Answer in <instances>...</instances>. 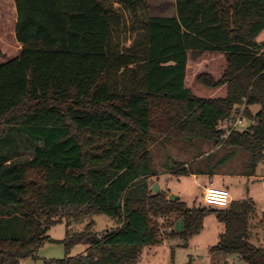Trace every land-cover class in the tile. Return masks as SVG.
Returning <instances> with one entry per match:
<instances>
[{"label": "trees", "instance_id": "16d2710c", "mask_svg": "<svg viewBox=\"0 0 264 264\" xmlns=\"http://www.w3.org/2000/svg\"><path fill=\"white\" fill-rule=\"evenodd\" d=\"M15 5L21 47L0 64V264L36 257L58 223L66 253L87 246L61 264H139L145 247L167 234L189 238L210 212L225 225L212 251L264 264V245L251 241L252 197L190 207L150 189L156 137L231 149L221 163L242 150L249 174L264 163V0H175L174 16L152 14L149 0ZM206 54L221 55L223 70L194 82L225 95L203 97L188 84L189 62ZM241 105L251 124L222 138V121ZM169 169L195 173L176 160ZM94 214L117 227L98 233L92 220L73 231ZM172 218L162 231L159 219Z\"/></svg>", "mask_w": 264, "mask_h": 264}, {"label": "rangeland", "instance_id": "374dc122", "mask_svg": "<svg viewBox=\"0 0 264 264\" xmlns=\"http://www.w3.org/2000/svg\"><path fill=\"white\" fill-rule=\"evenodd\" d=\"M150 10L155 15H173L175 13V0H149ZM3 14L0 13V28L2 38H0V64L6 62L18 54V44L15 46L12 16L3 20ZM258 41H264V31L258 36ZM195 66L198 70H195ZM224 67V58L221 55L206 54L197 61H191L189 67L188 84L193 87L195 92L203 97H214L225 95V87L214 89L205 88L196 85L194 80L199 72L213 71L215 75H219ZM196 71V72H195ZM259 106H252L251 111L256 112ZM244 105L239 107V112L234 115L233 120L239 114L245 117L244 125L239 129H245L251 124V120L247 118L244 112ZM19 136V132L17 134ZM16 137V134L14 135ZM24 146H20L21 151ZM153 168L155 171L160 170L163 176L161 182L165 186L170 187L181 195V199L186 201L190 206H203L202 204L204 188L206 186H221L218 179L213 184L208 181L209 177L199 176L193 177L182 176L176 177L167 173L173 162L179 161L188 164L193 170H202L221 172L231 175H245V178H230L231 196L236 199H244L252 197L256 201L255 212L251 219V241L256 245H264V163H260L256 169V176L248 179V164L250 155L242 150H236L233 156L221 163L222 159L231 149L223 148L220 145H213L209 142L197 140L193 144L181 140H164L156 137L152 143ZM23 155L27 154L22 151ZM152 181V179H151ZM233 201V200H232ZM216 208V207H213ZM94 221L93 230L103 233L107 229H113L117 226V221L105 214H94L81 222L72 224L73 231L79 232L85 230L90 221ZM161 230L168 227L172 228V221L169 223L159 219ZM225 225L221 222L214 212H210L205 216L203 228L189 238L182 236L165 235L163 241L157 245L147 246L144 248L139 264H224L236 263L243 264V261L236 254L212 251L220 238V234L224 232ZM65 223L53 225L48 235L54 239L44 243L37 251L36 257L29 256L21 260V264H61L59 260L68 256H77L84 252L87 246L85 244L74 245L68 253L62 242L65 237Z\"/></svg>", "mask_w": 264, "mask_h": 264}, {"label": "crops", "instance_id": "0c3cea01", "mask_svg": "<svg viewBox=\"0 0 264 264\" xmlns=\"http://www.w3.org/2000/svg\"><path fill=\"white\" fill-rule=\"evenodd\" d=\"M15 1L16 0H0V13L3 14V16H2L3 20H5V18L9 19L8 17H10V16L13 17V19H14L13 34H14V40L15 41H12V43L15 46L18 44V46H19L18 49L20 50L21 46L19 45V43H18V41L16 39V36H15V26H16V20H17V11H16ZM174 15H176V7H175V13L173 15H169V16H174ZM2 34L3 33L1 32V28H0V38H2ZM259 42H264V41H259ZM0 55H1V51H0ZM189 67H190V62L188 64V68ZM195 70H198L197 66H195ZM211 72L213 73V71H211ZM185 166L190 168L188 164H185ZM194 171H195V173H192L190 175H192L193 177L207 176V177H209L208 181H210V184H213L218 179V182L220 184H222V185L221 186H217V187H225V188L229 189L230 193H231V185L232 184H231V181L229 179L230 178H235V177L245 178V175H246V174L245 175H231V174H226V173H221V172H214L212 170H209L207 172L202 171V170H194ZM162 173H165V171L162 172L160 170H157L156 171V175L151 178L152 181H151L150 185L152 186L153 183L158 182L161 190H166V191H168L169 195H173V196H176L177 198L181 199V195L178 192H176L175 190L171 189L168 186H165V188H164V185L161 182V177L163 176ZM167 173H170L171 175H173L171 173L170 169H168ZM173 176H175V175H173ZM186 176H189V175H186ZM255 176H256V172L254 174H248L247 175L248 179L253 178ZM176 177H182V176H176ZM206 187H208V186H206ZM204 192H205V190H204ZM204 192L202 194V197L204 195ZM231 198H232V200H237L236 198H234L232 196H231ZM202 204H204L203 201H202ZM85 250H86V248H85ZM85 250H84V252H85Z\"/></svg>", "mask_w": 264, "mask_h": 264}, {"label": "built area", "instance_id": "2783aa9c", "mask_svg": "<svg viewBox=\"0 0 264 264\" xmlns=\"http://www.w3.org/2000/svg\"><path fill=\"white\" fill-rule=\"evenodd\" d=\"M245 117L239 114L235 119H224L222 121V126L225 129L224 133L221 134L222 138H227L229 133L238 129L240 126L244 125ZM232 201L231 193L229 189L225 187H217V186H208L205 188V192L203 195V203L209 207L216 208H227ZM171 230V227H168Z\"/></svg>", "mask_w": 264, "mask_h": 264}, {"label": "water", "instance_id": "95a60500", "mask_svg": "<svg viewBox=\"0 0 264 264\" xmlns=\"http://www.w3.org/2000/svg\"><path fill=\"white\" fill-rule=\"evenodd\" d=\"M150 189L154 192H160V186L158 182L153 183V185L150 187ZM170 199L177 198L176 196L169 195ZM183 229V219L180 218L175 223V231L180 232Z\"/></svg>", "mask_w": 264, "mask_h": 264}]
</instances>
